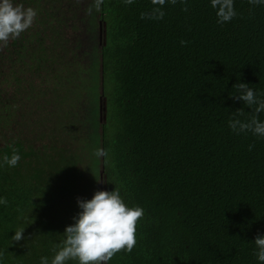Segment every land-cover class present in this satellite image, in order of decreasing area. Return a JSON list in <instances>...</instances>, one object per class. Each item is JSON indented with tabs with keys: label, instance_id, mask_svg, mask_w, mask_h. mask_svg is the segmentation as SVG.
<instances>
[{
	"label": "trees",
	"instance_id": "obj_1",
	"mask_svg": "<svg viewBox=\"0 0 264 264\" xmlns=\"http://www.w3.org/2000/svg\"><path fill=\"white\" fill-rule=\"evenodd\" d=\"M12 3L36 17L0 43V160L21 156L0 167V264L51 261L79 213L59 114L68 81L95 65L103 190L144 209L132 252L108 264H258L264 138L232 131L230 119L256 113L229 93L244 82L264 98V6L235 0L222 25L210 0L166 3L162 19L142 18L152 0H102L99 11L95 0Z\"/></svg>",
	"mask_w": 264,
	"mask_h": 264
},
{
	"label": "clouds",
	"instance_id": "obj_2",
	"mask_svg": "<svg viewBox=\"0 0 264 264\" xmlns=\"http://www.w3.org/2000/svg\"><path fill=\"white\" fill-rule=\"evenodd\" d=\"M177 0H152L153 8L150 13L143 14L149 19H162L166 3L175 4ZM102 0H95V9L100 10ZM126 4L134 0H124ZM252 6H264V0H248ZM212 9L215 10L217 23L231 22L237 15L235 0H210ZM92 11L91 8L88 9ZM36 17L32 8L14 5L12 0H0V43L6 45L9 39H16L27 30ZM181 43H185L181 41ZM235 94L229 93L242 100L246 106L253 108L256 113L249 120L233 118L229 120V127L233 132L240 134L251 132L254 136L264 138V120L258 118L264 112V98L249 84L240 82L233 86ZM238 115L242 114L240 110ZM97 157L106 156L107 153L100 149L95 152ZM21 156L19 151L12 149V154L4 155L0 160V167L5 164L12 168L17 166ZM81 211L73 217L74 223L66 226L63 233L62 246L56 251L49 261L48 257H41L40 264H108L113 256L121 250L131 253L137 243V223L144 215L140 206L129 207L116 190H98L91 199H78ZM6 200L0 197V205ZM24 230L15 232L13 239L20 241ZM255 256L258 264H264V234L258 235L253 241Z\"/></svg>",
	"mask_w": 264,
	"mask_h": 264
},
{
	"label": "rangeland",
	"instance_id": "obj_3",
	"mask_svg": "<svg viewBox=\"0 0 264 264\" xmlns=\"http://www.w3.org/2000/svg\"><path fill=\"white\" fill-rule=\"evenodd\" d=\"M90 43L92 45L93 41L91 40ZM92 58L93 55L90 53V56L86 60L91 61ZM93 60H96V58H93ZM90 73V78L87 76L88 72L84 71L82 79L79 77L68 81V86L64 87L67 91L62 92L65 107L61 109L59 114L60 128L63 129L60 139L67 145L66 154L74 156V160L78 165L76 189L73 188L72 190L76 194L80 190L78 192L79 196H74L80 199H91L96 191L102 190V183L104 181L101 157L95 155V152L100 150L96 132L100 105V97H98V66L91 67ZM73 92H75L76 100L72 104ZM101 106H103L102 99ZM74 116L77 122L81 124V132H72V128L74 127L72 117ZM73 172L75 175V167H73ZM80 211L81 209H79Z\"/></svg>",
	"mask_w": 264,
	"mask_h": 264
},
{
	"label": "water",
	"instance_id": "obj_4",
	"mask_svg": "<svg viewBox=\"0 0 264 264\" xmlns=\"http://www.w3.org/2000/svg\"><path fill=\"white\" fill-rule=\"evenodd\" d=\"M103 111H106V107L101 106V114L103 113ZM102 190H103V183H102Z\"/></svg>",
	"mask_w": 264,
	"mask_h": 264
}]
</instances>
